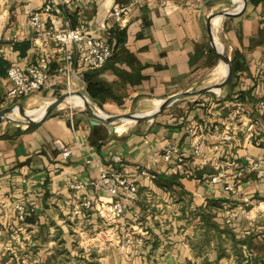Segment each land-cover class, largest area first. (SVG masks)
Segmentation results:
<instances>
[{
	"label": "crops",
	"instance_id": "crops-1",
	"mask_svg": "<svg viewBox=\"0 0 264 264\" xmlns=\"http://www.w3.org/2000/svg\"><path fill=\"white\" fill-rule=\"evenodd\" d=\"M47 1L0 0V57L21 67L44 53L50 57L44 88L28 99L46 104L27 113L33 118L53 100L74 93H84L104 116L148 111L158 101L154 110L173 95L209 88L222 51L230 57V73L217 95L181 100L153 120L118 124L113 131L92 126L87 110L62 105L38 125L25 127L24 117L12 120L23 127L0 123L2 264H17L8 257H18L24 247L26 255L38 251L41 264H262L264 178L248 170V158L262 159L264 170V117L256 108L264 99V0H248L243 7L245 0H51L54 26L65 31L84 25L96 37L111 39L113 49L109 32L118 26L109 16L115 7L130 6L124 43L117 46L122 51L102 69L87 72L78 66L80 47L74 46L69 83L57 72L55 46H44L30 26V14ZM10 88L7 77H0V111L15 100L7 96ZM239 104L245 113H237ZM170 145L184 159L182 172L173 170V161H152ZM114 156H121V165L112 162ZM231 161L237 164L226 169V182L234 187L228 193L207 178ZM110 168L137 181L139 219L130 215L107 226L93 213L71 220L67 179L95 180L99 170ZM142 171L156 178L149 180ZM16 204L26 207L32 223L17 221ZM228 210L234 216L230 223ZM114 230L135 238L145 233V245L105 246L93 238ZM77 236L76 249L71 245Z\"/></svg>",
	"mask_w": 264,
	"mask_h": 264
},
{
	"label": "built area",
	"instance_id": "built-area-1",
	"mask_svg": "<svg viewBox=\"0 0 264 264\" xmlns=\"http://www.w3.org/2000/svg\"><path fill=\"white\" fill-rule=\"evenodd\" d=\"M202 2L204 0H196ZM130 6H119L113 8L109 18L112 19L116 26L123 28L130 15ZM54 9L51 0H48L44 7L38 12L30 14L29 22L34 32L42 39L44 46L54 45L56 53L59 56V68L57 72L60 76L66 79L69 83L72 75L70 68L73 60L72 48L79 46L80 51L77 58V64L80 68L87 72H94L102 69L112 57V46L107 39L96 37L88 31L86 26L80 25L71 30L62 31L54 26L52 20ZM50 57L47 54L40 55L33 63L27 67L19 65H11L7 70L6 77L11 84V88L7 94L10 99L27 98L33 94L39 93L45 86ZM256 108L264 117V99L256 104ZM238 114L245 113L242 104L238 105ZM72 125V121L70 122ZM225 141L230 139V136L223 137ZM194 155L200 154V144L194 145ZM69 151L63 152L64 157H68ZM177 155V156H176ZM176 156L175 159H173ZM153 163H171L173 161V170L182 172L184 170V159L179 154L178 147L170 145L163 152L155 154L152 159ZM112 162L116 165L122 164L121 156H114ZM248 170L257 174V177L264 178L262 159L248 158ZM237 162L231 161L225 168L218 167V172L214 176L207 178L209 184H223L225 192L231 193L234 190L232 184L226 182L229 178L227 173L228 168L236 166ZM243 170L237 176H241ZM141 176L149 180H154L156 176L146 171L140 173ZM66 186L70 192L68 205L70 207L71 220H83L91 217L93 213L107 225L111 226L117 222L128 218L130 215L134 219H139L136 213V208L140 203L139 185L136 180L128 179L119 168H110L99 170L95 180H73L68 178ZM90 191L96 192L91 195ZM17 221L23 223L31 216L26 207L15 205ZM228 220L230 223L233 219V214L230 210L227 211ZM242 215L248 217L246 210H242ZM145 233H141L139 237H134L131 233L123 234L119 230H114L112 233L100 231L94 240L102 245L115 244L122 248L142 247L145 245L143 238ZM80 244V242H79ZM89 252L90 247H83Z\"/></svg>",
	"mask_w": 264,
	"mask_h": 264
},
{
	"label": "water",
	"instance_id": "water-1",
	"mask_svg": "<svg viewBox=\"0 0 264 264\" xmlns=\"http://www.w3.org/2000/svg\"><path fill=\"white\" fill-rule=\"evenodd\" d=\"M248 0H245L244 3L240 6L243 7L246 4H248ZM229 12H224L221 15H227ZM225 54L223 51L218 55L219 59L221 56ZM226 57V72L221 78L220 82L216 85L217 91L220 92L225 83L228 80L229 73H230V57L226 54L224 55ZM211 87L206 88L199 91H188L180 94H176L171 96L170 98L164 100V103L159 106V108H156L154 110H151L149 112H140V113H131L124 117H110V116H104L101 111L94 106L89 99H87V96L84 93H74V94H66L65 96H62L58 99L53 100L51 103H49L43 112V115L40 118H33L29 116L25 111L24 108L21 105H15L6 109H3L0 111V123H2L4 120L9 119V115L14 112L15 109H19V111L23 114L24 120L26 122L25 127L38 125L46 120V118L57 108L61 107V105L71 96V95H79L81 97H84L87 102H85L84 109L87 110L92 116L94 117V120H91L90 124L92 126H99L100 124L106 125L111 131L114 130V127L118 124H124V123H132L139 120H153L156 116L161 114L162 112L166 111L167 109H170L173 107L177 102L193 98L205 94H216Z\"/></svg>",
	"mask_w": 264,
	"mask_h": 264
},
{
	"label": "rangeland",
	"instance_id": "rangeland-1",
	"mask_svg": "<svg viewBox=\"0 0 264 264\" xmlns=\"http://www.w3.org/2000/svg\"><path fill=\"white\" fill-rule=\"evenodd\" d=\"M223 77V74H222V76H221V78ZM220 78V79H221ZM220 81V80H219ZM218 84V83H217ZM217 84H214V83H212V82H208V84L206 83V86L207 87H211L214 91H217V87H216V85ZM193 92V91H192ZM214 95H217V94H214ZM219 95V94H218ZM30 98V96L29 97H27V98H19V99H15V100H13V101H11V102H9V104H8V106L7 107H11V106H13V105H16V102L19 104V105H21L23 108H24V111L26 112V113H31V112H33V111H35V110H39L40 108H42V107H44L46 104H44L42 101H32L31 103H29L28 102V99ZM160 103L157 101V102H154V105H150L149 106V110H153V108H155L156 106H158ZM83 110V109H82ZM149 110L147 111H144V113L145 112H149ZM170 111V110H172V109H167L166 111ZM67 111H68V108H67ZM166 111H164V112H166ZM163 112V113H164ZM143 113V112H142ZM22 114V113H21ZM17 116V114L15 115L14 113H11L8 117H9V119H6V120H4L3 121V123H6V124H8L9 126H17V127H23L21 124H18V123H16V122H14V121H12V120H14L15 119V117ZM22 116H23V114H22ZM24 117V116H23ZM17 119V118H16ZM19 121V120H18ZM17 121V122H18ZM22 121V120H21ZM20 121V122H21ZM23 122H25V120L23 119V121H22V123ZM133 124V123H132ZM132 124H130V125H132ZM19 222V221H18ZM19 223H21V222H19ZM26 223V221L25 222H23L22 224H25ZM69 226L70 227H72L73 226V224L72 225H70L69 224ZM1 228V227H0ZM75 228V230L76 231H79L81 228H82V226L80 225V223H79V225H78V227H74ZM80 233H82V231H80ZM78 235V234H77ZM74 239V238H73ZM79 242H81V240H78V236H77V238H75V241L72 243V245L71 246H73L74 248H78V246H79ZM1 243H2V241H1ZM62 243V242H61ZM64 243V242H63ZM58 245H59V243H57ZM26 248L27 247H24V249H22V253H20V255L18 254V257H16V258H14V256H9L8 258H9V260H17V264H23V263H25V262H29L30 264H41V257L39 256L40 254H39V252L38 251H36V252H31V255H26L25 254V252H26ZM64 250V249H63ZM30 251V250H29ZM63 252V251H62ZM16 262V261H15ZM0 264H2V256H0Z\"/></svg>",
	"mask_w": 264,
	"mask_h": 264
},
{
	"label": "trees",
	"instance_id": "trees-1",
	"mask_svg": "<svg viewBox=\"0 0 264 264\" xmlns=\"http://www.w3.org/2000/svg\"><path fill=\"white\" fill-rule=\"evenodd\" d=\"M111 36L113 37V39L115 41V48L113 49V46L110 43L111 39L110 40L107 39V41L112 46V51H113L112 57H113V55L115 56L116 54H119L120 51H122L121 48H119V50H117V46L124 43L125 31H124V29L117 27L116 30H113V32H109V38H111ZM8 68H9L8 63L0 57V77L6 76ZM163 182L165 184L171 183L170 180H167V181L164 180ZM159 186H163V184L160 183ZM32 221H33L32 218L26 219V222L32 223ZM262 264H264V262H262Z\"/></svg>",
	"mask_w": 264,
	"mask_h": 264
},
{
	"label": "bare ground",
	"instance_id": "bare-ground-1",
	"mask_svg": "<svg viewBox=\"0 0 264 264\" xmlns=\"http://www.w3.org/2000/svg\"><path fill=\"white\" fill-rule=\"evenodd\" d=\"M226 60L224 58V56H221L220 61L218 62V65L214 71V84H217L222 76V74L224 75L226 72ZM225 69V70H224ZM212 79V78H211ZM79 101V100H78ZM84 105L85 104H78V102L75 103V101H73V99L71 97L68 98V100H66L62 106H64L65 108H72V109H84ZM77 106V107H76ZM29 115V114H28ZM31 116V115H29ZM32 117V116H31ZM17 119H23V116L21 113H17L16 116ZM16 122V121H15ZM19 122V121H18ZM20 123V122H19Z\"/></svg>",
	"mask_w": 264,
	"mask_h": 264
}]
</instances>
